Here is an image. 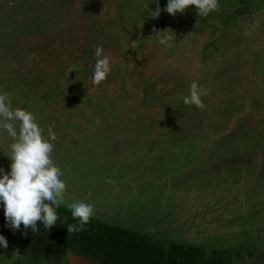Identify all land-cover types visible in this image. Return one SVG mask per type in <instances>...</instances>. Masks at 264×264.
<instances>
[{
	"label": "rangeland",
	"instance_id": "374dc122",
	"mask_svg": "<svg viewBox=\"0 0 264 264\" xmlns=\"http://www.w3.org/2000/svg\"><path fill=\"white\" fill-rule=\"evenodd\" d=\"M217 5L153 18L152 0H0V94L55 133L62 205L202 248L264 246V0ZM97 46L110 72L93 85ZM193 81L199 108L182 103ZM11 143L0 127L5 171ZM0 264L31 263L0 248Z\"/></svg>",
	"mask_w": 264,
	"mask_h": 264
},
{
	"label": "clouds",
	"instance_id": "9594fccd",
	"mask_svg": "<svg viewBox=\"0 0 264 264\" xmlns=\"http://www.w3.org/2000/svg\"><path fill=\"white\" fill-rule=\"evenodd\" d=\"M149 15L158 18L161 11L174 16L186 10L194 9L201 16H207L216 10L217 0H165L161 9L159 0ZM153 35L159 44L164 45L170 39L164 31L152 28ZM99 46L94 55L97 57L91 71V83L96 85L104 81L110 72V59L102 55ZM203 85L195 81L188 86V93L182 97L183 105L202 106L201 95ZM0 127L12 138L10 144V160L8 170L0 168V208L3 210L5 227L11 230L31 229L33 233L38 225L48 231L57 224V207L60 206L65 191V181L62 173L50 159L55 139V133L49 127L47 137L42 134L41 127L35 121L32 112L11 107L7 96L0 94ZM71 217L76 224L66 226L69 233L79 231L92 215L93 206L90 203L77 200L68 203ZM6 237L0 234V248H7Z\"/></svg>",
	"mask_w": 264,
	"mask_h": 264
},
{
	"label": "trees",
	"instance_id": "16d2710c",
	"mask_svg": "<svg viewBox=\"0 0 264 264\" xmlns=\"http://www.w3.org/2000/svg\"><path fill=\"white\" fill-rule=\"evenodd\" d=\"M250 1L241 0L244 9L234 7L233 11H246L244 5ZM56 211V225L48 231L38 225L33 233L23 226L20 230L5 227L0 208V234L8 241L7 249L25 255L31 264H68L67 251L86 255L98 264H264V246L255 252H251V248L229 249L230 245L202 248L168 239L165 232L163 235L155 230H135L94 216H90L79 231L69 233L66 226L77 221L62 204Z\"/></svg>",
	"mask_w": 264,
	"mask_h": 264
},
{
	"label": "water",
	"instance_id": "95a60500",
	"mask_svg": "<svg viewBox=\"0 0 264 264\" xmlns=\"http://www.w3.org/2000/svg\"><path fill=\"white\" fill-rule=\"evenodd\" d=\"M66 258L68 264H98L86 255L75 254L72 251H67Z\"/></svg>",
	"mask_w": 264,
	"mask_h": 264
}]
</instances>
